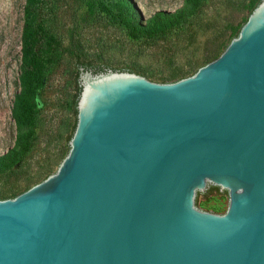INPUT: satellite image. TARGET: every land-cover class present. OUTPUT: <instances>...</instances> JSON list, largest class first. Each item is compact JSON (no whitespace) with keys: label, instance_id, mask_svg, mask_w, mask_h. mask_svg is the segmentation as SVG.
<instances>
[{"label":"water","instance_id":"1","mask_svg":"<svg viewBox=\"0 0 264 264\" xmlns=\"http://www.w3.org/2000/svg\"><path fill=\"white\" fill-rule=\"evenodd\" d=\"M79 84L57 172L0 200V264H264V0L191 77ZM210 187L224 215L196 208Z\"/></svg>","mask_w":264,"mask_h":264},{"label":"rangeland","instance_id":"2","mask_svg":"<svg viewBox=\"0 0 264 264\" xmlns=\"http://www.w3.org/2000/svg\"><path fill=\"white\" fill-rule=\"evenodd\" d=\"M87 1L66 0L43 11L48 31L59 42L62 58L50 70L40 92L42 110L35 152L26 165L0 174V193L14 185L26 187L30 177L37 181L41 167L48 162L58 163L68 150L78 115L72 100L80 88L75 54L82 55L85 61L106 63L114 68L129 65L146 73L169 74L190 65L200 66L213 49L219 50V41L226 43L231 31L251 15L249 0H208L184 27L160 38L134 40L108 13L98 11L93 22L82 25L81 15ZM133 1L144 21L157 11L174 12L185 3V0ZM25 3L26 0H0V155L14 146L18 134L13 108L15 96L22 90L19 76ZM53 170L56 173L58 168ZM195 202L200 211L224 215L230 199L227 191L210 187L198 192Z\"/></svg>","mask_w":264,"mask_h":264},{"label":"trees","instance_id":"3","mask_svg":"<svg viewBox=\"0 0 264 264\" xmlns=\"http://www.w3.org/2000/svg\"><path fill=\"white\" fill-rule=\"evenodd\" d=\"M261 1L249 0L247 6L250 14L258 7ZM65 2L66 0H26L22 32V68L19 76V85L22 90L16 94L13 108V116L17 124L18 134L14 146L5 154L0 155V174L8 173L20 168L24 164L26 165L35 152L40 112L42 110V102L39 98L40 92L44 88L50 70L62 58L59 42L48 31L47 19L46 15L44 17L43 11L46 9L48 11V9L57 7ZM207 2L208 0H185L182 8L174 12L157 11L144 21L133 0H88L85 4L86 10L81 15V24L85 25L93 22L96 19L98 11H101L108 13L117 23L124 26L130 38L134 40H151L163 37L176 29L184 27L202 11ZM248 18L244 20L240 27H236L231 31L226 43L224 40L219 41L218 47H220L219 50L223 48L222 51L213 49L200 66L190 65L186 69L174 70L169 74L155 75L143 72L129 65L114 68L112 65L106 63H97L91 60L85 61L82 55L75 54L79 61L77 65V81L79 83V67L81 66L95 73L104 72L109 69L130 71L147 79L152 78L159 83H174L191 77L201 67L214 61L223 53L231 41L239 36L240 30L248 21ZM80 93L81 87L78 89V95H75L72 100V106L76 109V112ZM76 124L69 141L73 137ZM69 150L70 147L68 146V150L64 152L63 157L58 163H45L37 175V181H34L33 177H30L26 187L14 185L0 193V200L13 199L43 182L55 172L53 169L55 167L58 168L62 160L69 153ZM211 189L219 190L218 187H211Z\"/></svg>","mask_w":264,"mask_h":264}]
</instances>
